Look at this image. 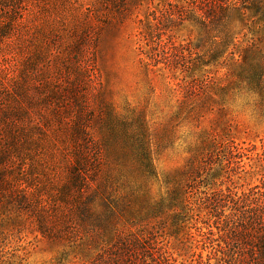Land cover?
I'll list each match as a JSON object with an SVG mask.
<instances>
[{
	"label": "rangeland",
	"instance_id": "obj_1",
	"mask_svg": "<svg viewBox=\"0 0 264 264\" xmlns=\"http://www.w3.org/2000/svg\"><path fill=\"white\" fill-rule=\"evenodd\" d=\"M188 2L0 0V36L6 35L0 38V148L11 149L12 175H25V189L34 198L57 203L73 154L86 156L88 146L98 140L94 122L102 107L113 106L121 117L142 113L152 129L174 116L182 96L172 90H177L181 71L151 68L152 91L140 62L145 60L141 53L148 54L140 32L146 22L160 21L167 30L163 43L170 38L169 44L176 47L198 45L197 29L185 17ZM205 71L217 80L226 74L222 67ZM225 108L224 115L207 116L199 129L181 123L174 143L154 155L159 175V183L152 185L155 199L165 192L164 177L182 170L189 146L209 127L236 148L229 171L219 174V159L208 160L218 174L213 190L226 195L229 190L236 198L264 192V117L251 97H236ZM216 119L220 123L213 126ZM78 126L86 129L76 142L73 131ZM210 184L201 186L208 189ZM220 204L214 212L193 205L195 216L183 232V245L170 251L178 264L250 263L239 261L249 255L250 249L243 246L248 240L236 242L226 228L238 216L237 207ZM7 243L11 264H58L62 257V264H79L32 226L13 231Z\"/></svg>",
	"mask_w": 264,
	"mask_h": 264
},
{
	"label": "trees",
	"instance_id": "obj_2",
	"mask_svg": "<svg viewBox=\"0 0 264 264\" xmlns=\"http://www.w3.org/2000/svg\"><path fill=\"white\" fill-rule=\"evenodd\" d=\"M188 1L185 17L197 29L198 45L176 47L170 38L163 43L167 30L160 21L146 22L140 32L148 48L140 62L152 91L151 68L181 71L172 91L182 97L167 122L152 129L142 113L121 117L113 106L102 107L94 122L98 140L87 149L91 157L73 154L55 204L25 189V175H12L11 149L0 148V264H11L8 238L26 226L62 245L79 264H178L170 251L183 245L193 205L214 212L220 203L237 207L227 231L236 242H249L243 245L249 255L239 261L264 264V192L236 198L229 190H213L218 174L208 160L219 159V174L229 171L236 150L215 127L201 129L182 170L164 177L159 198L152 194L153 183H159L154 155L174 143L178 125L199 129L207 116L224 115L229 100L241 96L251 97L264 117V0ZM209 67L226 69L224 79L209 77ZM85 129H74V141L82 140ZM208 181V189L201 186ZM64 262L62 257L58 264Z\"/></svg>",
	"mask_w": 264,
	"mask_h": 264
}]
</instances>
